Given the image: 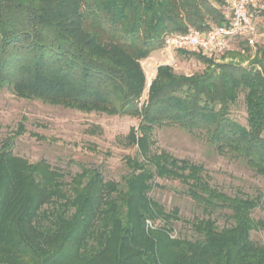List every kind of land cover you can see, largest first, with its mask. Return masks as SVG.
<instances>
[{
    "label": "trees",
    "instance_id": "1",
    "mask_svg": "<svg viewBox=\"0 0 264 264\" xmlns=\"http://www.w3.org/2000/svg\"><path fill=\"white\" fill-rule=\"evenodd\" d=\"M224 22L211 0H0V88L138 119V134L128 136L148 163L133 162L123 187L82 168L65 189L46 163L29 164L3 145L0 264H264V244L250 238L264 230L252 217L259 197H229L201 167L149 150L155 127H178L264 179V48L248 67L196 57L205 71L182 76L160 65L142 101L141 61L163 48L165 36ZM240 94L246 126L231 118ZM155 178L186 184L202 209L191 239L153 225L175 216L148 196ZM217 212L229 226L217 228Z\"/></svg>",
    "mask_w": 264,
    "mask_h": 264
},
{
    "label": "rangeland",
    "instance_id": "2",
    "mask_svg": "<svg viewBox=\"0 0 264 264\" xmlns=\"http://www.w3.org/2000/svg\"><path fill=\"white\" fill-rule=\"evenodd\" d=\"M211 3L221 14L225 13L223 0H211ZM255 15L258 16L259 38L254 47L239 42L238 48L220 58L189 53L170 55L162 48L159 50L161 56L154 51L145 59L146 62L141 61L146 70L147 85L153 79L149 69L155 62L171 66L176 75L182 76L205 71L207 65L196 57L210 60L213 65L250 66L261 58L259 52L264 48V2L256 8ZM146 93L147 86L142 101ZM231 118L246 126L242 94L231 108ZM138 123L136 118L79 111L38 99H23L7 86L0 88V150L6 145L12 155L29 164L46 163L61 176L65 189L82 168L97 170L105 181L123 187L124 178L136 170L132 167L133 162L148 166L128 136L130 129L138 134ZM149 150L151 155L164 152L179 161L201 167L203 179L229 197H259L260 205L252 212V217L255 221H264V179L245 163L219 155L204 137L178 127L157 126L152 132ZM152 185L148 194L151 200L162 206L166 214H175L167 221L158 219L153 225H167L171 227L173 237L191 239L193 232L190 224L205 216L202 209L186 195V184L155 178ZM212 218L219 229L231 223L224 212H217ZM250 238L264 244V230H253Z\"/></svg>",
    "mask_w": 264,
    "mask_h": 264
},
{
    "label": "built area",
    "instance_id": "3",
    "mask_svg": "<svg viewBox=\"0 0 264 264\" xmlns=\"http://www.w3.org/2000/svg\"><path fill=\"white\" fill-rule=\"evenodd\" d=\"M225 22L219 26H209L202 31L189 28L185 33H175L164 37L163 51L167 54H201L209 58H220L238 48L241 42L254 47L259 38L256 8L264 0H223ZM150 83L147 85L149 87Z\"/></svg>",
    "mask_w": 264,
    "mask_h": 264
},
{
    "label": "crops",
    "instance_id": "4",
    "mask_svg": "<svg viewBox=\"0 0 264 264\" xmlns=\"http://www.w3.org/2000/svg\"><path fill=\"white\" fill-rule=\"evenodd\" d=\"M156 52H158V53L160 54V56H161V52H160V51H156ZM160 59H161V58H160ZM144 61L146 62L145 59L143 60V62H144ZM160 65H163V64H160V63L155 62V63H153V64L151 65L149 71L152 72V74H151V75H152V78L155 77V75H156V69H157V67L160 66ZM141 67H142V69H143V71H144V74H145V73H146V70L143 68L142 62H141ZM145 77H146V74H145Z\"/></svg>",
    "mask_w": 264,
    "mask_h": 264
}]
</instances>
